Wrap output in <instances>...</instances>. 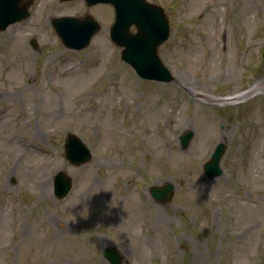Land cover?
<instances>
[{
    "label": "rangeland",
    "instance_id": "374dc122",
    "mask_svg": "<svg viewBox=\"0 0 264 264\" xmlns=\"http://www.w3.org/2000/svg\"><path fill=\"white\" fill-rule=\"evenodd\" d=\"M148 1L170 22L158 48L169 82L122 60L111 4L32 0L29 17L0 31V88H25L0 98V144L7 124L20 141L0 158V264H111L106 247L118 264H264V89L233 98L264 80V0ZM86 14L102 27L87 47H66L53 18ZM70 132L91 149L86 163L66 158ZM218 142L211 178L203 165ZM59 171L72 178L64 197ZM167 181L174 196L162 203L150 188Z\"/></svg>",
    "mask_w": 264,
    "mask_h": 264
},
{
    "label": "water",
    "instance_id": "95a60500",
    "mask_svg": "<svg viewBox=\"0 0 264 264\" xmlns=\"http://www.w3.org/2000/svg\"><path fill=\"white\" fill-rule=\"evenodd\" d=\"M32 0H0V30L10 23L30 16L29 6ZM89 5L100 2L113 4L115 21L110 28L113 41L123 47L122 58L130 63L137 73L147 79L171 81L174 77L158 55V46L168 39L170 23L164 8L148 0H86ZM58 35L66 46L76 49L86 47L92 36L101 28V24L90 14L56 17L52 21ZM135 24L137 32L131 30ZM192 130L180 136L182 148H186L193 137ZM226 145L218 143L212 157L205 163V172L209 177L221 173L219 161ZM66 156L79 165L91 157L90 150L75 135L69 134L66 142ZM174 183L152 186L151 194L161 202H167L174 194ZM71 189V179L64 172H58L55 181V192L59 197L65 196ZM105 256L112 264L122 260L120 253L112 248L105 249Z\"/></svg>",
    "mask_w": 264,
    "mask_h": 264
},
{
    "label": "bare ground",
    "instance_id": "6f19581e",
    "mask_svg": "<svg viewBox=\"0 0 264 264\" xmlns=\"http://www.w3.org/2000/svg\"><path fill=\"white\" fill-rule=\"evenodd\" d=\"M19 52H20V50H19ZM17 63H18V61H17ZM22 89H25L23 85H16V86L13 87L12 90L0 88V98L1 99H8L9 97L13 96L16 92L20 93ZM260 89H264V80L255 81V83L250 85L243 93H241L240 95H237V96H235L233 98H238V97L239 98H243V97L251 96V94H254L255 92H257ZM213 99L225 100V99H230V98L229 97H224V98H213ZM14 105H15V107H17L16 103H14ZM151 116L157 117L158 115L156 113L152 112ZM6 117L7 116H2V111L0 110V120L4 119ZM14 124L15 125L7 124V125L4 126L5 129L9 130V132H10V135H9L10 136V138H9L10 141L7 139L8 138L7 137L5 140L3 139V143L0 144V158L6 159V160L12 158V156H13V154L15 152V148L20 145V141L19 140L16 141L15 143L11 142V139H16V135H14V136L11 135V133L13 132V129L15 127H17V125H18V123H14ZM210 129L208 127H204V137H203L204 139L210 138V135H209V132H210L209 130ZM108 130L110 131V133L113 134L114 131H115L114 126H109ZM146 138L149 139L151 137L149 135H147L145 137V139ZM201 146H204V145H196V146H194V150L198 151V148H200ZM35 150L38 151L37 148H35ZM10 174H11V172H8V176ZM199 179H200L199 174L196 173V172H192L191 180L193 182H198ZM98 197H99V193H96L95 198L98 199Z\"/></svg>",
    "mask_w": 264,
    "mask_h": 264
}]
</instances>
